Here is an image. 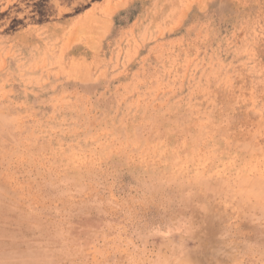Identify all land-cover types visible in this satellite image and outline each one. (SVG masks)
<instances>
[{"label":"rangeland","instance_id":"374dc122","mask_svg":"<svg viewBox=\"0 0 264 264\" xmlns=\"http://www.w3.org/2000/svg\"><path fill=\"white\" fill-rule=\"evenodd\" d=\"M0 264H264V0H0Z\"/></svg>","mask_w":264,"mask_h":264}]
</instances>
